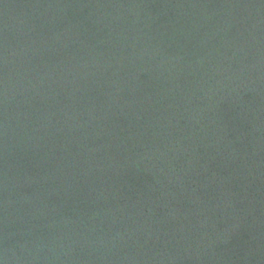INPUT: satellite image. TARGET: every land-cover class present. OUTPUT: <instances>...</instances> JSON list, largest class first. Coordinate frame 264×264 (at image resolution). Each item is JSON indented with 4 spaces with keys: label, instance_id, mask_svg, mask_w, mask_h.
Wrapping results in <instances>:
<instances>
[{
    "label": "water",
    "instance_id": "95a60500",
    "mask_svg": "<svg viewBox=\"0 0 264 264\" xmlns=\"http://www.w3.org/2000/svg\"><path fill=\"white\" fill-rule=\"evenodd\" d=\"M0 264H264V0H91L0 117Z\"/></svg>",
    "mask_w": 264,
    "mask_h": 264
}]
</instances>
